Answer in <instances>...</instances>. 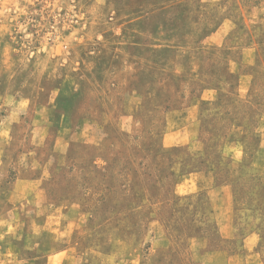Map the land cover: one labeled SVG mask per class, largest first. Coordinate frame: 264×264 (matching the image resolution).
I'll list each match as a JSON object with an SVG mask.
<instances>
[{
	"label": "rangeland",
	"instance_id": "rangeland-1",
	"mask_svg": "<svg viewBox=\"0 0 264 264\" xmlns=\"http://www.w3.org/2000/svg\"><path fill=\"white\" fill-rule=\"evenodd\" d=\"M0 264H264V0H0Z\"/></svg>",
	"mask_w": 264,
	"mask_h": 264
},
{
	"label": "crops",
	"instance_id": "crops-1",
	"mask_svg": "<svg viewBox=\"0 0 264 264\" xmlns=\"http://www.w3.org/2000/svg\"><path fill=\"white\" fill-rule=\"evenodd\" d=\"M20 192L21 191H19L18 189H14V192L13 193H15V194H21Z\"/></svg>",
	"mask_w": 264,
	"mask_h": 264
}]
</instances>
